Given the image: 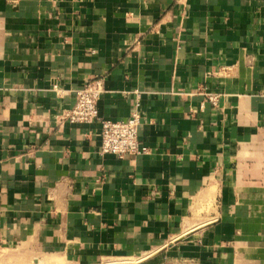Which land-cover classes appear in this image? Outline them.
<instances>
[{"label":"crops","instance_id":"crops-1","mask_svg":"<svg viewBox=\"0 0 264 264\" xmlns=\"http://www.w3.org/2000/svg\"><path fill=\"white\" fill-rule=\"evenodd\" d=\"M114 259L264 264V0H0V264Z\"/></svg>","mask_w":264,"mask_h":264},{"label":"built area","instance_id":"built-area-1","mask_svg":"<svg viewBox=\"0 0 264 264\" xmlns=\"http://www.w3.org/2000/svg\"><path fill=\"white\" fill-rule=\"evenodd\" d=\"M103 92L104 85L100 80L86 82L77 90L76 103L65 118L71 123H88L100 119L98 101ZM209 99L216 104L215 96H210ZM141 118L140 102H137L127 119H101V153L114 154L120 158L126 154L146 153L148 148L141 143L138 136Z\"/></svg>","mask_w":264,"mask_h":264},{"label":"rangeland","instance_id":"rangeland-1","mask_svg":"<svg viewBox=\"0 0 264 264\" xmlns=\"http://www.w3.org/2000/svg\"><path fill=\"white\" fill-rule=\"evenodd\" d=\"M124 260H128V261H118V259H114V260H111V261H103L102 263L103 264H130L131 262H135V260H129V259H124ZM66 264V263H65Z\"/></svg>","mask_w":264,"mask_h":264}]
</instances>
